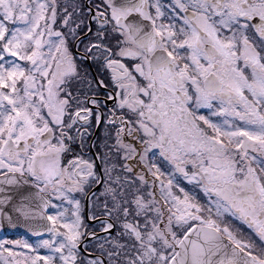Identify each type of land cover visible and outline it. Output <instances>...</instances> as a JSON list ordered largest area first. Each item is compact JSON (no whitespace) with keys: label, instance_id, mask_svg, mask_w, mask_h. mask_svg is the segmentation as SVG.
Segmentation results:
<instances>
[{"label":"snow or ice","instance_id":"obj_1","mask_svg":"<svg viewBox=\"0 0 264 264\" xmlns=\"http://www.w3.org/2000/svg\"><path fill=\"white\" fill-rule=\"evenodd\" d=\"M0 264H264V0H0Z\"/></svg>","mask_w":264,"mask_h":264},{"label":"flooded vegetation","instance_id":"obj_2","mask_svg":"<svg viewBox=\"0 0 264 264\" xmlns=\"http://www.w3.org/2000/svg\"><path fill=\"white\" fill-rule=\"evenodd\" d=\"M9 238H13V237L10 236Z\"/></svg>","mask_w":264,"mask_h":264}]
</instances>
